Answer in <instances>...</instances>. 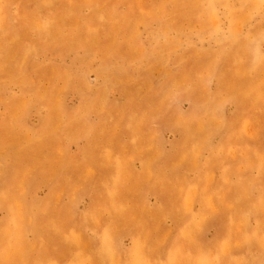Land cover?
<instances>
[{"label": "rangeland", "instance_id": "374dc122", "mask_svg": "<svg viewBox=\"0 0 264 264\" xmlns=\"http://www.w3.org/2000/svg\"><path fill=\"white\" fill-rule=\"evenodd\" d=\"M0 264H264V0H0Z\"/></svg>", "mask_w": 264, "mask_h": 264}]
</instances>
